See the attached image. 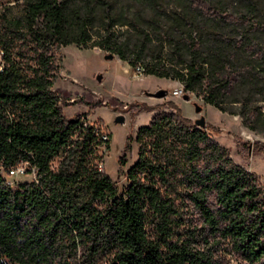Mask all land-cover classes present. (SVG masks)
<instances>
[{"label": "trees", "instance_id": "trees-1", "mask_svg": "<svg viewBox=\"0 0 264 264\" xmlns=\"http://www.w3.org/2000/svg\"><path fill=\"white\" fill-rule=\"evenodd\" d=\"M166 1L0 0V264H264V183L214 138L218 127L198 126L167 101L139 126L137 158L119 186L102 167L107 133L82 125L87 112L64 113L58 49L76 44L178 79L183 94L264 134L259 1L245 0L242 12L224 0L159 11L180 58L171 64L145 51L149 12ZM122 26L145 37L131 42ZM20 165L32 177L7 182Z\"/></svg>", "mask_w": 264, "mask_h": 264}, {"label": "rangeland", "instance_id": "rangeland-1", "mask_svg": "<svg viewBox=\"0 0 264 264\" xmlns=\"http://www.w3.org/2000/svg\"><path fill=\"white\" fill-rule=\"evenodd\" d=\"M256 1H259L260 7L258 15L264 17V0ZM223 2H226L232 11L244 10L245 0ZM179 5L176 0H167L155 13L149 12V15H154L156 21L146 28L151 38L146 40V53L149 56H163L165 62L170 64L177 63L180 58L168 37L170 28L169 19L166 18L170 12L180 11ZM213 6L219 8L217 0H213ZM159 11H166L168 15L160 14ZM120 31L121 36L129 38L131 42L145 37V30L141 27L122 26ZM107 53L109 52L99 47L84 48L76 44L61 46L58 49L61 68L55 86L67 100L63 106L66 116L87 112L88 120L99 125L102 131L107 133L109 149L104 150L102 167L119 186L126 182L124 173L137 158L138 145L134 138L139 126L146 124L156 112L167 109L165 104L169 100L177 103L185 116L194 120L204 115L207 123L218 127L220 130L213 133L214 138L229 149L236 162L257 173L264 183V152H254L252 149L254 141L264 143L262 132L248 129L239 115L220 111L212 104L205 103L203 98L194 92H188L189 100L184 99V94L173 95V90L181 87L178 79L157 77L143 72L135 77L133 67L126 60H122L116 53H113V58L107 59ZM159 88L166 89L167 95L153 97L146 93ZM194 102L202 105L201 112L195 111ZM147 106L160 107L148 110ZM262 106L264 110V102ZM118 114L124 115L123 122L115 120ZM245 141H250L248 148L243 143ZM127 144L129 147L126 148ZM122 155L126 161L123 166L119 162ZM31 177L32 175L23 172L11 174L7 179L14 181Z\"/></svg>", "mask_w": 264, "mask_h": 264}, {"label": "water", "instance_id": "water-1", "mask_svg": "<svg viewBox=\"0 0 264 264\" xmlns=\"http://www.w3.org/2000/svg\"><path fill=\"white\" fill-rule=\"evenodd\" d=\"M113 56H114L113 53H107V54H105V58H107V59L113 58ZM98 78L100 79V75H98ZM146 93H147V95H149V96H153V97H164V96L167 95V90L164 89V88H159L158 90H156V91H154V92H150V91H148V92H146ZM183 97H184V99H186V100H189V99H190V96H189V94H187V93L184 94ZM194 106H195V111H196V112H201V111H202V108H203V107H202L201 104H199V103H197V102H194ZM124 119H125V118H124V115H122V114H118V115L116 116V118H115V120H116L117 122H123ZM194 122H195V124H197V125L200 126V127H204V126L206 125V119H205L204 115H201L200 117L194 119Z\"/></svg>", "mask_w": 264, "mask_h": 264}, {"label": "built area", "instance_id": "built-area-1", "mask_svg": "<svg viewBox=\"0 0 264 264\" xmlns=\"http://www.w3.org/2000/svg\"><path fill=\"white\" fill-rule=\"evenodd\" d=\"M133 75L135 77L141 75L140 72H138L137 70H135V66L133 67ZM172 93H173V95L180 96V95L183 94V89H181V88H175ZM83 120H84L83 122H88V123L90 122L88 120V115H87V118H85ZM102 137L103 138H106V133H104L103 131H102ZM23 171H24V167L22 165H20L16 169L11 170V174H14V173H23ZM7 182H12V181L11 180H8Z\"/></svg>", "mask_w": 264, "mask_h": 264}, {"label": "bare ground", "instance_id": "bare-ground-1", "mask_svg": "<svg viewBox=\"0 0 264 264\" xmlns=\"http://www.w3.org/2000/svg\"><path fill=\"white\" fill-rule=\"evenodd\" d=\"M135 70H137L138 72L142 73V72H143V67H142V65H141L140 63L137 64V65H135ZM180 88L183 89V88H182V85H181ZM87 124H88V122H83L82 125L86 126Z\"/></svg>", "mask_w": 264, "mask_h": 264}]
</instances>
